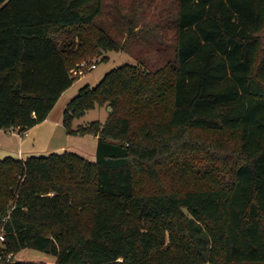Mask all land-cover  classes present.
Instances as JSON below:
<instances>
[{
  "label": "trees",
  "instance_id": "1",
  "mask_svg": "<svg viewBox=\"0 0 264 264\" xmlns=\"http://www.w3.org/2000/svg\"><path fill=\"white\" fill-rule=\"evenodd\" d=\"M103 12L0 0V130L43 123L71 69L101 52L146 40L166 60L123 65L68 102L63 125L97 137L96 161L0 160V264H47L16 260L25 249L57 264H264V0H173L141 29L132 10L123 42ZM97 106L113 108L105 123L73 127Z\"/></svg>",
  "mask_w": 264,
  "mask_h": 264
},
{
  "label": "rangeland",
  "instance_id": "2",
  "mask_svg": "<svg viewBox=\"0 0 264 264\" xmlns=\"http://www.w3.org/2000/svg\"><path fill=\"white\" fill-rule=\"evenodd\" d=\"M172 1L173 0H103L104 12L100 20L104 23L111 24L114 27L113 34L117 38L119 37L120 41L123 42L124 36H126L128 32L125 27L122 28V26L119 25V15L128 16V14L132 15V10L137 12H142V10H144L145 15L141 19L138 27L140 29L145 26L149 27L151 26V22L157 19L159 12L169 7ZM136 4L137 6L135 10L133 6ZM169 36H172V32ZM131 51L132 52H130V55L122 51H108L92 59L97 63L96 68L87 72L84 76H81L78 80H76L75 83L69 88L67 95L63 97V99L58 103L57 107L52 112L50 120L53 124L52 127L55 130L56 136H54L53 141L51 142L53 146L50 151L58 154L73 152L90 161H96L97 146L91 145L89 141L92 140V135H69L63 125L64 110L67 103L78 95L80 89L87 85H90L91 87L97 86L100 81L103 80L105 75L114 69L126 64L137 65L141 59L146 60L151 65L154 63L155 66H161L166 63L165 59L160 58V54L157 53L154 46H151L146 40H143L142 44H137L136 46L134 45ZM108 108V106H97L95 109L87 111L84 116L74 120L73 127L77 128L79 125H88L95 121L104 122L108 117ZM56 122H59L58 126L55 125ZM8 136L10 135L3 132L0 133V137L4 141V145L0 146V160L8 156L14 157L19 149V145L11 140L13 139L12 137ZM9 146H11L10 148L12 150L15 149L13 152L15 154H7L6 148ZM39 156H46V153L39 154ZM18 255L15 257L18 261L57 264L55 263L56 260L54 256L33 249H25L20 253L19 257Z\"/></svg>",
  "mask_w": 264,
  "mask_h": 264
},
{
  "label": "crops",
  "instance_id": "3",
  "mask_svg": "<svg viewBox=\"0 0 264 264\" xmlns=\"http://www.w3.org/2000/svg\"><path fill=\"white\" fill-rule=\"evenodd\" d=\"M124 53H126V52H124ZM68 91H69V89L66 90L62 94V96L60 97V99L57 102L54 109L57 107L58 103L63 99V97H65L67 95ZM54 109L51 111L48 118L43 123L29 129L28 131H26L24 133H20L16 129L0 130V133L3 132V133L10 135L8 137H12L13 139H11V140H13L14 143H17L19 145V149H18L16 154L13 153L15 149L12 150L10 148L11 146L7 147L6 148L7 154H15L14 158L26 160L27 158H29L31 156H39V154H44V153H46V155H49V154L53 153L52 151H50L52 149V146H53L51 142L53 141L54 136H56V133H55L54 128L52 127L53 124L50 120V117H51ZM108 116H109V113H108ZM105 121L104 122L100 121V122L105 123ZM58 124H59V122L55 123V125H57V126H58ZM86 136H90V135H86ZM92 137H93V138H91L92 140H89L90 144L97 146V143H98L97 137L93 136V135H92ZM3 145H4V141L0 137V146H3ZM8 157H13V156H8ZM19 255H20V253H19ZM19 255H18V257H19Z\"/></svg>",
  "mask_w": 264,
  "mask_h": 264
},
{
  "label": "built area",
  "instance_id": "4",
  "mask_svg": "<svg viewBox=\"0 0 264 264\" xmlns=\"http://www.w3.org/2000/svg\"><path fill=\"white\" fill-rule=\"evenodd\" d=\"M96 64L97 63L93 60H83L71 69L70 74L73 78H80L87 72L94 70L96 68ZM2 241H4V237L3 235H0V242Z\"/></svg>",
  "mask_w": 264,
  "mask_h": 264
},
{
  "label": "water",
  "instance_id": "5",
  "mask_svg": "<svg viewBox=\"0 0 264 264\" xmlns=\"http://www.w3.org/2000/svg\"><path fill=\"white\" fill-rule=\"evenodd\" d=\"M102 54H103V52H101L100 55H102ZM16 89H18V87H17ZM108 112H109V113H112V112H113V108H112V107H109V108H108Z\"/></svg>",
  "mask_w": 264,
  "mask_h": 264
}]
</instances>
